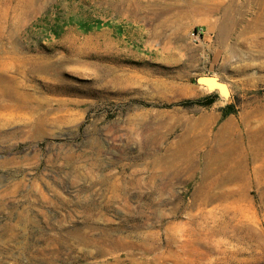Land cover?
I'll use <instances>...</instances> for the list:
<instances>
[{"label":"rangeland","instance_id":"1","mask_svg":"<svg viewBox=\"0 0 264 264\" xmlns=\"http://www.w3.org/2000/svg\"><path fill=\"white\" fill-rule=\"evenodd\" d=\"M263 51L264 0H0V264H264V150L192 130L247 147Z\"/></svg>","mask_w":264,"mask_h":264},{"label":"bare ground","instance_id":"2","mask_svg":"<svg viewBox=\"0 0 264 264\" xmlns=\"http://www.w3.org/2000/svg\"><path fill=\"white\" fill-rule=\"evenodd\" d=\"M261 13V12H260ZM257 19V18H256ZM264 52V51H263ZM207 86V85H206ZM259 115H261L264 118V105H260L259 104L257 106H255L254 108L252 107L251 110L245 112L244 114L241 115L240 117V121H241V125H242V131L244 132V134L246 133V138H247V142L248 145L246 148H241L238 146L234 147L231 145V143H223L222 141L227 140V138L231 135H236L238 132V128L237 125L233 122V120L229 119L227 120L225 123H223L221 126H219L215 132L212 129V122L214 120V116L213 115H208V116H201L199 121L197 122V124L192 125L198 132H194L190 129V132H194L193 135H197V140L198 143H204L207 142V137H209L210 134H214L215 138H219L217 141L221 142V146H224V150L221 151L220 154H216V156L214 157V161H218L220 164L216 165V169L214 168V170L217 173V176H215L213 178L212 183L214 185L219 184L221 182H228V181H235V182H241V181H245L247 180V178H249L250 176V170L248 171V164L247 162V158L250 157L251 161H255V160H259V153L261 151L264 150V133H262V135H259L260 131L264 132V126L263 128H261L259 130V127H255L254 125H250L251 121L250 119H252L253 117H259ZM254 121V120H253ZM256 123L259 122V118L256 120ZM262 121V120H261ZM190 127V126H189ZM185 134V133H184ZM190 134V133H189ZM188 135V134H187ZM239 135V134H238ZM239 137V136H238ZM236 138V137H235ZM241 138V137H240ZM201 139V141H200ZM238 139V138H237ZM236 140V139H235ZM239 140V139H238ZM240 141V140H239ZM238 142V141H237ZM213 143V142H212ZM211 143V144H212ZM220 144V143H219ZM239 144V143H238ZM237 144V145H238ZM242 144V143H241ZM186 146V145H185ZM217 146V145H216ZM219 146V145H218ZM233 147V148H232ZM244 147V146H243ZM209 148V147H208ZM222 148V147H221ZM212 150V149H211ZM218 150V148H217ZM216 150V151H217ZM208 152V151H207ZM212 152V151H211ZM218 152V151H217ZM206 153V152H205ZM216 153V152H215ZM177 154V153H176ZM204 155V154H203ZM219 155V156H218ZM177 156V155H176ZM205 156V155H204ZM248 156V157H247ZM197 157V156H196ZM207 157V156H206ZM209 157V155H208ZM207 157V159H208ZM194 158V157H193ZM222 158H224V161H221ZM264 158V156H263ZM204 159V158H203ZM206 159V160H207ZM196 160V159H195ZM194 160V161H195ZM250 160L248 162H250ZM208 161V160H207ZM192 162V161H191ZM224 162V163H223ZM194 163V162H193ZM210 163V162H209ZM260 163V162H259ZM263 163V162H262ZM205 164V163H204ZM224 164V166H223ZM258 164V163H257ZM209 165V164H208ZM211 165V164H210ZM259 165V164H258ZM263 165V164H262ZM196 166V165H195ZM200 167V166H199ZM210 167V166H209ZM197 168V167H196ZM205 168V167H204ZM259 168V167H258ZM262 168V167H261ZM260 169V168H259ZM257 169L254 171V177L255 180H259V172L260 170ZM206 170V169H205ZM209 169H207L208 171ZM222 170H225L224 173H221ZM211 172V171H209ZM207 173V172H206ZM202 175V173H201ZM209 176L211 177V174H209ZM211 179V178H210ZM204 180V179H203ZM212 180V179H211ZM206 181V180H205ZM210 181V180H209ZM208 181V182H209ZM202 182V181H201ZM204 182V181H203ZM211 184V185H213ZM224 184V183H222ZM227 184V183H225ZM224 184V185H225ZM231 184V183H230ZM248 185V184H247ZM258 186H259V182H258ZM210 187V186H209ZM206 190V189H204ZM235 190V189H234ZM243 190V189H242ZM210 192V191H209ZM243 194L244 196H246V189H244L243 191L240 192V194ZM205 194V193H203ZM208 194V193H207ZM213 194V193H212ZM227 194V193H226ZM233 194V193H231ZM215 195V194H214ZM203 196V195H202ZM226 197H228V195H224ZM206 197V196H205ZM208 197V196H207ZM226 197L224 199H226ZM230 197V196H229ZM214 198V197H213ZM222 198V197H221ZM203 199V197H202ZM220 199V198H219ZM206 200V199H205ZM213 200V199H212ZM203 201V200H202ZM218 215V214H217ZM221 215V216H220ZM219 216L221 217L220 219L218 218L217 220H215L216 223H220V221L226 222V214H220ZM216 226V225H215ZM217 227V226H216ZM218 228V227H217Z\"/></svg>","mask_w":264,"mask_h":264},{"label":"built area","instance_id":"3","mask_svg":"<svg viewBox=\"0 0 264 264\" xmlns=\"http://www.w3.org/2000/svg\"><path fill=\"white\" fill-rule=\"evenodd\" d=\"M202 35V30L201 29H197L192 33V36L194 37V40L199 41L200 37Z\"/></svg>","mask_w":264,"mask_h":264},{"label":"water","instance_id":"4","mask_svg":"<svg viewBox=\"0 0 264 264\" xmlns=\"http://www.w3.org/2000/svg\"><path fill=\"white\" fill-rule=\"evenodd\" d=\"M204 79H211V80H214L215 78L212 77V76H203L199 79L200 83H203L202 81H204Z\"/></svg>","mask_w":264,"mask_h":264}]
</instances>
